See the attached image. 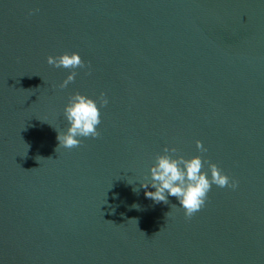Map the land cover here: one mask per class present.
I'll use <instances>...</instances> for the list:
<instances>
[{"label":"water","instance_id":"obj_1","mask_svg":"<svg viewBox=\"0 0 264 264\" xmlns=\"http://www.w3.org/2000/svg\"><path fill=\"white\" fill-rule=\"evenodd\" d=\"M76 92L109 103L66 149ZM166 145L238 187L146 198ZM0 264H264V0H0Z\"/></svg>","mask_w":264,"mask_h":264},{"label":"clouds","instance_id":"obj_2","mask_svg":"<svg viewBox=\"0 0 264 264\" xmlns=\"http://www.w3.org/2000/svg\"><path fill=\"white\" fill-rule=\"evenodd\" d=\"M48 63L58 68L72 69L61 87H67L75 79V70L85 66L78 52L49 56ZM108 103L105 93H101L98 98L80 92L71 94L63 110L68 127L63 134L57 135L59 146L71 149L79 146L84 138L98 137L100 135L98 126L101 123L100 108ZM196 146L202 151L205 150L201 141H197ZM176 151L175 147L169 148L166 145L163 154L155 156V162L149 170V182L141 183L145 189L149 185L155 189L146 190V198L156 203H168L169 197H175L179 206L184 209L185 216L191 217L205 205L207 194L213 185L220 188L238 187V181L229 177L215 163L209 162L206 169L205 161L200 155H193L190 158L172 155ZM132 207L138 208L135 204Z\"/></svg>","mask_w":264,"mask_h":264}]
</instances>
